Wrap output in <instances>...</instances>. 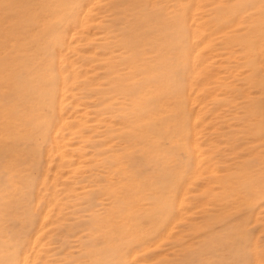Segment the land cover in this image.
Wrapping results in <instances>:
<instances>
[{
    "label": "rangeland",
    "instance_id": "obj_1",
    "mask_svg": "<svg viewBox=\"0 0 264 264\" xmlns=\"http://www.w3.org/2000/svg\"><path fill=\"white\" fill-rule=\"evenodd\" d=\"M7 1L0 264H264V0Z\"/></svg>",
    "mask_w": 264,
    "mask_h": 264
},
{
    "label": "bare ground",
    "instance_id": "obj_2",
    "mask_svg": "<svg viewBox=\"0 0 264 264\" xmlns=\"http://www.w3.org/2000/svg\"><path fill=\"white\" fill-rule=\"evenodd\" d=\"M1 1H3V0H1ZM125 1H126V0H124V2H125ZM132 1H133V0H132ZM149 1H150V0H149ZM162 1H163V0H162ZM172 1H173V0H172ZM6 2H8V1L6 0ZM11 2H12V1H11ZM91 2H93V1H91ZM89 3H90V2H89ZM146 3H147V2H146ZM2 4H3V3H2ZM2 4H1V5H2ZM6 4H7V3H6ZM9 4H10V3H8V5H9ZM113 4H114V3H113ZM133 4H134V2H133ZM259 4H260V3H259ZM4 5H5V3H4ZM130 5H131V4H130ZM134 5H135V4H134ZM135 6H136V5H135ZM135 6H134V7H135ZM116 7H117V5H116ZM119 7H120V5H119ZM168 7H170V6H168ZM2 8H3V7H2ZM4 8H5V6H4ZM113 8H114V7H112V9H113ZM128 8H129V7H128ZM138 8H139V6H137V9H138ZM90 9H91V8H90ZM114 9H116V8H114ZM130 9H132L131 6H130ZM1 10H2V9H1ZM157 10H158V9H157ZM119 11H120V10H119ZM119 11H118V12H119ZM122 11H123V10H122ZM173 11H174V10H173ZM2 12H3V11H2ZM10 12H11V11H10ZM84 12H85V11H84ZM112 12H113V11H112ZM116 12H117V11H116ZM116 12H115V14H116ZM120 12H121V11H120ZM131 12H132V11H131ZM131 12H130V15H131ZM7 13H8V12H7ZM7 13H6V14H7ZM11 13L13 14V12H11ZM16 13H17V12H16ZM141 13H142V12H141ZM243 13H244V12H243ZM243 13H241V14H243ZM1 14H2V13H1ZM6 14L4 13V15H6ZM21 14H25V12H24V13H21ZM136 14H137V13H136ZM136 14H135V15H136ZM139 14H140V13H139ZM142 14H143V13H142ZM81 15H82V14H81ZM116 15H117V14H116ZM116 15H115V16H116ZM127 15H129V12H128ZM132 15H133V14H132ZM137 15H138V14H137ZM140 15H141V14H140ZM190 15H191V13H190ZM119 16H120V15H119ZM119 16H118V18H119ZM122 16H123V15H122ZM133 16H134V15H133ZM231 16H232V15H231ZM8 17H9V16H8ZM127 17H128V16H127ZM134 17H135V16H134ZM226 17H227V16H226ZM245 17H246V16H245ZM42 18H43V17H42ZM81 18H82V17H81ZM114 18H115V17H114ZM222 18H223V17H222ZM1 19H2V18H1ZM5 19H6V21H7V17H6ZM12 19H13V18H12ZM116 19H117V18H116ZM116 19H115V20H116ZM125 19H126V18H125ZM213 19H214V18H213ZM219 19H220V18H219ZM236 19H237V18H236ZM117 20H118V19H117ZM119 20H120V19H119ZM119 20H118V21H119ZM133 20H134V19H133ZM220 20H222V19H220ZM103 21H104V20H103ZM4 22H5V21H4ZM12 22H13V21H12ZM82 22H83V21H82ZM116 22H117V21H116ZM127 22H128V21H127ZM211 22H212V21H211ZM8 23H9V22H8ZM152 23H153V22H152ZM222 23H223V22H222ZM0 24H1V23H0ZM10 24H11V23H10ZM118 24H119V23H118ZM12 25H14V24H12ZM80 25H81V24H80ZM188 25H189V24H188ZM221 25H222V24H221ZM221 25H220V26H221ZM251 25H252V24H251ZM251 25H250V26H251ZM5 26H6V25H5ZM9 26H10V25H9ZM9 26H6V27H8V28H11V27H12V26H11V27H9ZM112 26H113V24H112ZM115 26H116V25H115ZM213 26H215V25H213ZM253 26H255V25H253ZM108 27H109V26H108ZM109 28H110V27H109ZM114 28H115V27H114ZM214 28H215V27H214ZM218 28H219V27H218ZM245 28H246V27H245ZM250 28H252V27H250ZM254 28H255V27H254ZM254 28H252V29H254ZM2 29H3V28H2ZM22 29H23V28H22ZM73 29H75V28H73ZM132 29H133V28H132ZM247 29H248V28H247ZM7 30H8V29H7ZM9 30H10V29H9ZM23 30H24V29H23ZM114 30H116V29H114ZM114 30H113V31H114ZM0 31H1V29H0ZM20 31H21V30H20ZM74 31H75V30H74ZM76 31H77V30H76ZM85 31H87V30H85ZM122 31H123V30H122ZM9 32H10V31H9ZM32 32H33V31H32ZM127 32H128V31H127ZM131 32H132V31H131ZM214 32H215V31H214ZM216 32H217V31H216ZM110 33H111V32H110ZM114 33H115V32H114ZM134 33H135V32H133L132 34H134ZM182 33H183V32H182ZM212 33H213V32H212ZM247 33H248V32H247ZM7 34H8V33H7ZM123 34H124V33H123ZM242 34H243V33H242ZM249 34L252 35L251 32H250ZM2 35H3V34H2ZM2 35H1V36H2ZM5 35H6V34H5ZM30 35H31V34H30ZM71 35H72V33H71ZM115 35H116V34H115ZM247 35H248V34H247ZM247 35H246V36H247ZM256 35H257V34H256ZM263 35H264V34H263ZM16 36H17V35H16ZM18 36H19V35H18ZM116 36H119V37H120V33H119V35H116ZM121 36H122V34H121ZM237 36H238V34H237ZM244 36H245V35H244ZM244 36H243V37H244ZM5 37H7V36H5ZM8 37H11V36H8ZM8 37H7V38H8ZM14 37H15V36H14ZM30 37H31V36H30ZM119 37H118V38H119ZM193 37H194V36H193ZM193 37H192V38H193ZM241 37H242V36H241ZM247 37H248V36H247ZM250 37H251V36H250ZM2 38H3V40H4V37H2ZM12 38H13V37H12ZM238 38H240V37H238ZM26 39H27V38H26ZM70 39H71V38H70ZM120 39H121V37H120ZM124 39H125V38H124ZM124 39H123V41H124ZM126 39H127V38H126ZM134 39H135V38H134ZM134 39H132V41H135V40H136V39H135V40H134ZM231 39H232V38H231ZM252 39H253V38H252ZM255 39H256V38H255ZM260 39H261V38H260ZM14 40H15V39H14ZM218 40H219V39H218ZM233 40H234V39H233ZM235 40H236V39H235ZM235 40H234V41H235ZM237 40H238V39H237ZM257 40H258V39H257ZM261 40H262V39H261ZM9 41H10V42H9L8 44L10 45V43L12 42V40L9 39ZM16 41H17V40H16ZM71 41H72V40H71ZM127 41H128V40H127ZM229 41H230V40H229ZM4 42H5V41H4ZM6 42H8V41H6ZM21 42H22V41H21ZM121 42H122V41H121ZM135 42H136V41H135ZM230 42H231V41H230ZM230 42H229V43H230ZM240 42H241V41H240ZM251 42H252V41H251ZM258 42H259V41H258ZM110 43H111V42H110ZM113 43H114V42H113ZM124 43H125V42H124ZM127 43H128V42H126L125 44H127ZM196 43H197V42H196ZM5 44H6V43H5ZM8 44H7V45H8ZM128 44H130V43H128ZM230 44H231V43H230ZM2 45H3V43H2ZM122 45H123V44H122ZM241 45H242V44H241ZM252 45H253V44H252ZM10 46H11V45H10ZM36 46H37V45H36ZM119 46H120V44H119ZM134 46H135V45H134ZM205 46H207V45H205ZM209 46H210V45H209ZM238 46H239V45H238ZM2 47H3V46H2ZM124 47H125V46H124ZM126 47H127V46H126ZM128 47H129V46H128ZM247 47H248V46H247ZM10 48H11V47H10ZM23 48H24V47H23ZM61 48H62V47H61ZM205 48H206V47H205ZM234 48H235V47H234ZM12 49H13V48H12ZM58 49H59V48H58ZM127 49H128V48H126V50H127ZM9 50H11V49H9ZM43 50H44V49H43ZM128 50H129V49H128ZM0 51H1V50H0ZM3 51H4V50H3ZM5 51H8V50H5ZM15 51H16V50H15ZM22 51H23V50H22ZM115 51H117V50H115ZM130 51H131V49H130ZM219 51H220V50H219ZM32 52H33V51H32ZM128 52H129V51H128ZM137 52H138V51H137ZM195 52H196V51H195ZM30 53H31V51H30ZM37 53H38V52H37ZM56 53H57V52H56ZM109 53H110V52H109ZM3 54H4V53H3ZM10 54L12 55V53H9V56H10ZM13 54H15V53L13 52ZM35 54H36V53H35ZM207 54H208V53H207ZM0 55H1V54H0ZM23 55H24V54H23ZM25 55H26V54H25ZM27 55H28V54H27ZM20 56H21V55H20ZM0 57H1V56H0ZM3 57H4V56H3ZM26 57H27V56H26ZM34 57H35V56H34ZM37 57H38V56H37ZM154 57H155V56H154ZM20 58H22V57H20ZM83 58H84V57H83ZM8 59H9V58H8ZM12 59H13V58H12ZM23 59H24V58H22V60H23ZM38 59H39V57L37 58V60H38ZM42 59H43V58H42ZM59 59H60V58H59ZM114 59H116V57H115ZM149 59H150V58H149ZM215 59H216V58H215ZM19 60H21V59H19ZM19 60H18V61H19ZM35 60H36V59H35ZM35 60H34V61H35ZM211 60H212V59H211ZM213 60H214V59H213ZM6 61H7V60H6ZM43 61H44V59H43ZM104 61H105V60H104ZM116 61H117V59H116ZM135 61H136V60H135ZM135 61H134V62H135ZM8 62H10V64H11V61H10V60H8ZM36 62H37V61H36ZM88 62H89V61H88ZM3 63H4V62H3ZM17 63H18V62H17ZM38 63H40V62H38ZM42 63H44V62H42ZM57 63H59V60H58ZM68 63H69V62H68ZM80 63H81V62H80ZM137 63H138V61H137ZM217 63H218V62H217ZM4 64H5V63H4ZM27 64H28V62H27ZM32 64H33V63H32ZM36 64H37V63H36ZM40 64H41V63H40ZM115 64H116V63H115ZM133 64H135V63H133ZM141 64H142V63H141ZM29 65H30V64H29ZM59 65H60V64H59ZM80 65H82V64H80ZM113 65H114V64H113ZM261 65H262V64H261ZM34 66H35V65H34ZM43 66H44V65H43ZM46 66H47V65H46ZM88 66H89V65H88ZM116 66H117V65H116ZM134 66H135V65H134ZM136 66H137V65H136ZM191 66H192V65H191ZM36 67H38V64H37ZM95 67H96V66H95ZM113 67H114V66H113ZM132 67H133V66H132ZM132 67H131V68H132ZM138 67H139V66H138ZM141 67H142V66H141ZM164 67H165V66H164ZM23 68H26V67L23 66ZM43 68H44V67H43ZM98 68H99V67H98ZM108 68H109V67H108ZM146 68H147V67H146ZM146 68H145V69H146ZM152 68H153V67H152ZM3 69H4V67H3ZM11 69H12V68H11ZM13 69H14V68H13ZM117 69H119V68H117ZM132 69H133V68H132ZM6 70H7V69H6ZM6 70H4V72H5ZM9 70H10V69H9ZM106 70H107V69H106ZM112 70H113V69H112ZM114 70H115V69H114ZM139 70H140V69H139ZM143 70H144V69H143ZM146 70H147V73H148V72H149L148 69H146ZM11 71H12V70H11ZM136 71H137V70H136ZM136 71H135V72H136ZM6 72H7V71H6ZM8 72H9V71H8ZM8 72H7V73H8ZM21 72H22V71H21ZM37 72H38V71H37ZM110 72H111V71H110ZM115 72H116V71H115ZM119 72H120V69H119ZM132 72H133V71H132ZM165 72H166V71H165ZM225 72H226V71H225ZM1 73H2V72H1ZM38 73H39V72H38ZM133 73H134V72H133ZM144 73H145V72H144ZM163 73H164V72H163ZM10 74H12V73L10 72ZM24 74H27V73H24ZM119 74H121V73H119ZM119 74H118V75H119ZM124 74H125V73H124ZM124 74H123V75H124ZM7 75H8V74H7ZM31 75L33 76V74H31ZM43 75H45V74H43ZM105 75H106V74H105ZM109 75H110V74H109ZM121 75H122V74H121ZM121 75H120V76H121ZM129 75H131V73H129ZM132 75H133V74H132ZM139 75H140V74H139ZM143 75H144V74L142 73V76H143ZM0 76H2V75H0ZM27 76H28V75H27ZM32 76H31V77H32ZM40 76H42V75H40ZM127 76H128V74H127ZM136 76H137V75H136ZM146 76H147V74H146ZM258 76H259V75H258ZM42 77H43V76H42ZM64 77H66V76H64ZM103 77H105V76H103ZM121 77H122V76H121ZM128 77H129V76H128ZM130 77H131V76H130ZM148 77H149V76H148ZM34 78H35V77H34ZM49 78H50V77H49ZM123 78H125V77H123ZM140 78H141V77H140ZM140 78H139V79H140ZM188 78H189V77H188ZM62 79H63V77H62ZM108 79H109V78H108ZM113 79H114V77H113ZM119 79H120V78H119ZM125 79H126V78H125ZM147 79H148V78H147ZM14 80H15V79H14ZM104 80H105V79H104ZM104 80H103V81H104ZM117 80H118V79H117ZM128 80H129V79H128ZM133 80H134V78H133ZM140 80H143V79L141 78ZM140 80H139V81H140ZM36 81H37V80H36ZM135 81H136V80H135ZM145 81H146V80H145ZM209 81H210V80H209ZM115 82H116V81H115ZM124 82H125V81H124ZM16 83H17V82H16ZM35 83H37V82H35ZM62 83H63V81H62ZM76 83H77V82H76ZM128 83H129V82H128ZM128 83H127L126 87H128ZM141 83H143V81H141ZM193 83H194V82H193ZM18 84H19V83H18ZM18 84H16V85H18ZM42 84H43V82H42ZM42 84H41V85H42ZM45 84H46V82H45ZM73 84H74V83H73ZM132 84H133V83H132ZM10 85H11V84H10ZM13 85H14V84H13ZM16 85H15V86H16ZM39 85H40V84H39ZM39 85H38V86H39ZM75 85H76V84H75ZM91 85H92V84H91ZM216 85H217V84H216ZM15 86H14V87H15ZM20 86H21V85H20ZM98 86H99V85H98ZM122 86H124V85H122ZM171 86H172V85H171ZM10 87H11V86H10ZM26 87H27V86H26ZM41 87H42V86H41ZM59 87H60V86H59ZM86 87H87V86H86ZM132 87H134V84H133ZM7 88H8V87H7ZM62 88H63V87H62ZM129 88H130V87H129ZM129 88H127V90H130ZM2 89L4 90V88H2ZM2 89H1L0 91H2ZM12 89H13V86H12ZM12 89H9V88H8V90H11V91H12ZM28 89H29V88H28ZM34 89H35V88H34ZM34 89H33L32 91H34ZM60 89H61V88H60ZM72 89H73V88H72ZM84 89H85V88H84ZM133 89H134V88H133ZM189 89H190V88H189ZM116 90H117V89H116ZM119 90H120V89H119ZM127 90H126V91H127ZM146 90H147V89H146ZM148 90H149V89H148ZM220 90H221V88H220ZM261 90H262V89H261ZM11 91H10V92H11ZM32 91H31V92H32ZM91 91H92V90H91ZM114 91H115V90H114ZM117 91H118V90H117ZM117 91H116V92H117ZM168 91H169V90H168ZM6 92H7V91H6ZM20 92H21V91H20ZM22 92H23V91H22ZM27 92H28V91H27ZM36 92H37V91H36ZM39 92H40V90H39ZM102 92H103V91H102ZM108 92H109V91H108ZM111 92H112V91H111ZM244 92H245V91H244ZM4 93H5V92H4ZM15 93H16V92H15ZM24 93H25V91H24ZM126 93H127V92H126ZM245 93H246V92H245ZM1 94H2V93H1ZM22 94H23V93H22ZM76 94H77V93H76ZM95 94H96V93H95ZM10 95H11V94H10ZM36 95H37V94H36ZM125 95H126V94H124V97H125ZM128 95H129V94H128ZM261 95H262V94H261ZM3 96H4V95H3ZM12 96H13V95H12ZM61 96H62V95H61ZM122 96H123V95H122ZM126 96H127V95H126ZM130 96H131V94H130ZM133 96H134V95H133ZM59 98H60V97H59ZM242 99H243V98H242ZM112 100H113V99H112ZM133 100H134V99H133ZM80 101H81V100H80ZM136 101H137V99H136ZM136 101H135V102H136ZM230 101H231V100H230ZM112 102H113V101H112ZM242 102H243V101H242ZM80 104H81V103H80ZM8 105H9V104H8ZM135 105H136V103H135ZM257 105H258V104H257ZM98 106H99V105H98ZM128 106H130V104H129ZM136 107H137V105H136ZM136 107H133V108H136ZM209 107H210V106H209ZM215 107H216V106H215ZM244 107H245V106H244ZM14 108H15V107H14ZM118 108H119V107H118ZM15 109H17V108H15ZM91 109H92V108H91ZM141 109H142V108H141ZM259 110H260V109H259ZM87 111H88V110H87ZM117 111H118V110H117ZM1 112H2V111H1ZM16 112H17V111H16ZM19 112H20V110H19ZM107 112H108V111H107ZM119 112H120V111H119ZM234 113H235V112H234ZM21 114H22V112H21ZM59 115H60V114H59ZM90 115H91V114H90ZM95 115H96V114H95ZM120 115H122V114H120ZM16 116H17V115H16ZM66 117H67V116H66ZM81 117H82V116H81ZM256 117H257V116H256ZM124 118H125V117H124ZM6 120H7V119H6ZM100 120H101V119H100ZM100 120H99V121H100ZM63 121H64V120H63ZM86 121H87V120H86ZM257 121H258V120H257ZM68 122H69V121H68ZM229 122H230V121H229ZM263 122H264V121H263ZM104 123H105V122H104ZM111 123H112V122H111ZM118 124H119V123H118ZM123 124H124V123H123ZM247 124H248V123H247ZM120 125H121V124H120ZM88 126H90V125H88ZM91 126H92V125H91ZM95 126H96V125H95ZM108 126H109V125H108ZM139 126H140V125H139ZM245 126H246V125H245ZM260 126H261V125H260ZM2 127H3V126H2ZM125 127H126V126H125ZM134 127L137 128V129L139 128V127H136V126H134ZM134 127H133V128H134ZM248 127L250 128V126H248ZM87 128H88V127H87ZM121 128H122V126H121ZM131 128H132V127H131ZM142 128H143V127H142ZM212 128H214V127H212ZM123 130H124V129H123ZM212 130H213V129H212ZM251 130H252V129H251ZM3 131H4V130H3ZM82 131H83V129H82ZM97 131H98V130H97ZM132 131H133V130H132ZM137 131H138V130H137ZM261 131H262V130H261ZM83 132H84V131H83ZM129 132H130V131H129ZM158 132H159V131H158ZM120 133H121V132H120ZM134 133H135V132H134ZM193 133H194V131H193ZM196 133H197V132H196ZM243 133H244V132H243ZM118 134H119V132H118ZM127 134H128V133H127ZM131 134H132V133H131ZM221 134H222V133H221ZM221 134H220V135H221ZM239 134H240V133H239ZM238 136H239V135H238ZM79 137H80V136H79ZM125 137H126V135H125ZM167 137H168V136H167ZM247 137H248V136H247ZM247 137H246V138H247ZM71 138H72V137H71ZM88 139H89V138H88ZM258 139H259V138H258ZM233 140H234V139H233ZM262 140H263V139H262ZM134 141H135V140H134ZM52 142H53V141H52ZM260 142H261V141H260ZM54 143H55V141H54ZM228 143H229V142H228ZM251 143H252V142H251ZM258 143H259V142H258ZM246 144H247V143H246ZM110 146H111V145H110ZM127 146H128V145H127ZM229 146H230V145H229ZM231 146H232V145H231ZM50 147H51V146H50ZM48 148H49V147H48ZM83 148H84V147H83ZM100 148H101V147H100ZM250 148H251V147H250ZM49 149H50V148H49ZM240 149H241V148H240ZM249 150H250V149H249ZM56 151H57V150H56ZM101 151H102V150H101ZM260 151H261V150H260ZM83 152H84V151H83ZM255 152H256V151H255ZM58 153H59V152H58ZM45 154H48V153H45ZM255 155H256V154H255ZM249 157H250V156H249ZM256 157H257V156H256ZM238 158H239V157H238ZM51 161H52V160H51ZM126 161H127V160H126ZM196 162H197V161H196ZM125 163H126V162H125ZM235 165H236V164H235ZM237 165H238V164H237ZM260 165H261V164H260ZM122 166H123V165H122ZM120 167H121V166H120ZM122 168H123V167H122ZM104 169H106V168H104ZM239 170H240V169H239ZM255 170H256V169H255ZM258 170H259V169H258ZM254 172H255V171H254ZM55 173H56V172H55ZM45 174H46V173H45ZM243 175H244V173H243ZM65 178H66V177H65ZM232 182H233V181H232ZM223 183H224V182H223ZM110 190H111V189H110ZM117 190H118V189H117ZM118 191H119V190H118ZM115 192H116V191H115ZM111 195H112V194H111ZM182 197H183V196H182ZM182 197H181V198H182ZM180 200H181V199H180ZM55 201H56V200H55ZM86 201H87V200H86ZM78 202H79V201H78ZM80 202H81V201H80ZM179 202H180V201H179ZM81 203H82V202H81ZM119 206H120V205H119ZM113 207H114V206H113ZM178 207H179V206H178ZM48 212H49V210H48ZM81 216H82V215H81ZM42 219H43V218H42ZM67 220H68V219H67ZM76 221H77V220H76ZM188 221H189V220H188ZM42 222H43V221H42ZM40 223H41V222H40ZM43 223H44V222H43ZM39 226H40V225H39ZM51 227H52V226H51ZM37 228H39V227H37ZM169 228H170V227H169ZM41 231H42V230H40V232H41ZM38 234H39V233H38ZM40 234H41V233H40ZM32 235H33V234H32ZM34 236H36V235H34ZM61 237H62V236H61ZM181 237H182V236H181ZM33 238H35V237H33ZM38 238H39V237H38ZM35 239H36V238H35ZM78 239H79V238H78ZM36 241H37V240H36ZM141 244H142V243H141ZM155 244H156V243H155ZM53 246H54V245H53ZM147 246H148V245H147ZM150 246H151V245H150ZM31 248H32V247H31ZM143 249H144V248H143ZM148 249H149V248H148ZM141 250H142V249H141ZM133 251H134V250H133ZM139 251H140V250H139ZM142 251H143V250H142ZM146 251H147V250H146ZM130 252H131V251H130ZM132 253H133V252H132ZM134 253H135V252H134ZM136 253H137V252H136ZM140 253H141V252H140ZM256 253H257V252H256ZM142 255H143V254H142ZM150 255H151V254H150ZM164 255H165V254H164ZM139 256H141V255H139ZM139 256H138V257H139ZM167 256H168V255H167ZM38 257H39V256H38ZM132 257H133V255H132ZM136 257H137V256H136ZM55 262H56V261H55ZM23 263H24V261L22 262V264H23Z\"/></svg>",
    "mask_w": 264,
    "mask_h": 264
}]
</instances>
